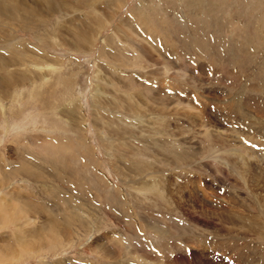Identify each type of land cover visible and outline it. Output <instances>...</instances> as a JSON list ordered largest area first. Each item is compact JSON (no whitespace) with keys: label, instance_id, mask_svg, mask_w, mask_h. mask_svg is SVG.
Masks as SVG:
<instances>
[{"label":"rangeland","instance_id":"rangeland-1","mask_svg":"<svg viewBox=\"0 0 264 264\" xmlns=\"http://www.w3.org/2000/svg\"><path fill=\"white\" fill-rule=\"evenodd\" d=\"M70 1L0 18V264H264V0Z\"/></svg>","mask_w":264,"mask_h":264},{"label":"bare ground","instance_id":"bare-ground-1","mask_svg":"<svg viewBox=\"0 0 264 264\" xmlns=\"http://www.w3.org/2000/svg\"><path fill=\"white\" fill-rule=\"evenodd\" d=\"M10 0H0V18H2V20L3 21H7L8 19H11L10 17H11V15L13 14V13H15V12H19V13H21V16H23L22 18H24V16L25 17H27V18H29L30 17V15L32 16V15H35L36 17H38L40 20L41 19H46V18H48L52 13H54L55 11H57V10H62L63 11V13L64 12H66V10L67 9H69L70 8V10H71V8H74V5H73V3L74 2H72V1H70V0H12V2H9ZM77 0H75V2H76ZM78 2H79V0H78ZM83 2V1H82ZM102 2V1H101ZM89 3V2H88ZM91 3V2H90ZM78 4H80V3H78ZM82 4V3H81ZM76 7H77V5H76ZM78 7H81V6H78ZM74 9H72V11H73ZM75 10H77V9H75ZM79 10V9H78ZM72 11H71V13H72ZM72 14H75V13H72ZM71 14V15H72ZM70 15V14H69ZM84 15V14H83ZM88 16V15H87ZM91 16V15H90ZM71 17V16H70ZM73 17H75V16H73ZM92 17V16H91ZM89 19H90V17H88ZM93 18V17H92ZM73 19V18H72ZM77 19V18H76ZM81 19V18H80ZM85 19V18H84ZM65 20V19H64ZM88 19H86V21H87ZM1 21V20H0ZM11 21V20H10ZM73 21V20H72ZM71 21V22H72ZM79 21H82V20H79ZM96 21H98V20H96ZM69 22V21H68ZM74 23V22H73ZM77 23H78V21H77ZM87 23H88V21H87ZM94 24L95 23V21L94 20H90V24ZM4 24H6V23H4ZM21 24V23H20ZM19 24V25H20ZM72 24V23H71ZM89 24V25H90ZM93 24H92V26H93ZM14 25V24H13ZM66 26V24H60L59 25V29H58V32H57V34L54 36V39L56 40V37H57V40L59 41L60 40V42L62 41V43L63 42H68V39L66 38V36H64L63 35V33L65 34V33H70V38H69V42H71L72 43V41L73 42H76V43H78L79 44V42H81V43H83V42H85V41H91V39H90V37L92 36V34H91V30H90V27H88V24L86 25V23H84V22H81V23H79L78 24V26L77 27H75V29L73 30V29H70L69 27H65ZM68 25H69V23H68ZM4 26V25H3ZM16 26V25H15ZM18 26V25H17ZM69 26H71V25H69ZM91 26V25H90ZM1 34V33H0ZM71 35H73V37L75 38V39H73V40H71ZM98 35V34H97ZM3 39V38H2ZM89 43V42H88ZM75 46H77V45H75ZM79 47V46H78ZM16 49H17V51H16V55H12L13 56V58H14V56H25L26 57V53H28V51L24 48V47H22V44H16ZM26 50V51H25ZM9 52V51H8ZM10 52H13V51H10ZM9 52V53H10ZM34 54V53H33ZM30 55V54H29ZM31 56H33V55H31ZM7 57V56H6ZM29 57V56H28ZM27 57V58H28ZM32 58V57H31ZM34 58H36V56H34ZM40 58V57H39ZM4 58L3 57H0V65L2 64V63H5V61L3 60ZM15 59V58H14ZM28 59H30V58H28ZM42 61H44L45 59H46V56H44V57H41L40 58ZM8 60V59H7ZM33 60V59H32ZM3 65V64H2ZM35 68V67H34ZM38 68V67H37ZM49 70V69H48ZM18 73V72H17ZM21 74V73H20ZM31 74V73H30ZM8 75V76H7ZM17 75V74H16ZM15 76V75H14ZM18 77H16V79L14 80V78L15 77H13L12 75H11V72L10 73H8V74H6V75H1L0 76V88H1V90H3V91H6L7 90V88H9V87H11L12 86V84H14L15 82L14 81H16V80H18V79H21L22 81L21 82H23V81H25V80H27L28 81V77H27V75H25V74H22V75H17ZM40 77H42V79L44 78V75H39ZM13 77V78H12ZM33 78H35V77H37L36 75H33L32 76ZM46 78V77H45ZM17 82V81H16ZM15 85V84H14ZM13 85V86H14ZM4 89H6V90H4ZM3 94H5V92H3ZM39 95V94H38ZM1 96V95H0ZM139 97H140V95H138ZM74 109V108H73ZM142 110V109H141ZM65 111V110H64ZM71 109H69L68 111H67V114L69 113V115L70 116H72L71 115ZM65 113V112H64ZM162 115V114H161ZM65 116V115H64ZM74 116V115H73ZM73 121V120H72ZM74 128V127H73ZM220 137V136H219ZM257 137V136H256ZM260 137V136H259ZM264 137V136H263ZM220 139V138H219ZM43 142L44 143H46L47 144V141L46 140H43ZM49 142V141H48ZM83 142L84 141H82V140H80V139H78L77 140V145H78V147H80V149H82L83 150V148L81 147L82 146V144H83ZM252 142V141H251ZM244 143V142H243ZM255 143V142H254ZM49 144V143H48ZM47 144V145H48ZM50 145V144H49ZM84 145V144H83ZM261 145H262V147L264 148V141H262V143H261ZM250 147V146H249ZM253 147V146H252ZM237 149V148H236ZM81 150V151H82ZM229 150V149H228ZM249 150V149H248ZM85 151L87 152L88 150L87 149H85ZM259 151V150H258ZM224 152V151H223ZM244 152V151H243ZM80 153H82V157L84 156V159H85V155H83V151L82 152H80ZM87 155L89 154V152H87L86 153ZM239 154V153H238ZM246 154V153H245ZM250 155V154H249ZM48 156V155H47ZM257 158H259L260 159V161L262 162V163H264V152L263 153H261V155L260 156H258ZM256 161H258V160H256ZM234 163V162H233ZM256 164V163H255ZM87 169V168H86ZM263 169V168H262ZM37 174V173H36ZM36 174H34V175H36ZM258 175V174H257ZM99 178H101V177H99ZM256 180V179H255ZM1 181V180H0ZM260 181H258V183H259ZM253 183H254V181H253ZM20 194V193H19ZM3 195V194H2ZM6 195V194H5ZM4 195V196H5ZM6 197V196H5ZM9 197V196H8ZM20 197V196H19ZM4 198V197H3ZM7 198V197H6ZM9 199H10V197H9ZM7 200H8V198H7ZM14 201V200H13ZM0 202H1V200H0ZM7 202V201H6ZM11 204V203H10ZM11 206V205H10ZM30 206V205H29ZM15 208H16V206H15ZM40 208H42V207H40ZM39 208V209H40ZM80 208V207H79ZM33 209V208H32ZM10 210V209H9ZM13 211V210H12ZM11 212V211H10ZM14 213H15V211H14ZM18 213V212H17ZM7 214V213H6ZM124 214V213H123ZM6 216V217H5ZM15 216V215H14ZM9 217V216H8ZM123 217V216H122ZM4 218H7V215H5V212H3V210H2V206H0V223L1 222H3L2 220H4ZM14 219V218H13ZM30 219V218H29ZM34 222V221H33ZM19 226V225H18ZM31 230V229H30ZM20 233V232H19ZM22 233H24V232H22ZM33 233V232H32ZM27 234H28V232H27ZM64 234V233H63ZM62 234V235H63ZM30 235H31V232H30ZM39 237V236H38ZM32 238H33V236H32ZM35 238V237H34ZM25 239V238H24ZM5 240V239H4ZM26 240V239H25ZM7 241V240H6ZM38 242H39V240H37ZM28 242V241H27ZM1 243V242H0ZM37 243V242H36ZM31 244V243H30ZM4 247V245H0V248H3ZM4 250V249H3ZM1 251V250H0ZM8 251V250H7ZM11 251V250H10ZM9 252V251H8ZM0 253H2V252H0ZM4 253V252H3ZM8 254V253H7ZM3 256V255H2ZM6 256V255H5ZM8 256H10V255H8ZM82 257V256H81ZM4 258V257H3ZM3 258H1V260L3 259ZM162 259V258H161ZM1 260H0V262H1ZM164 260V259H163ZM75 263H77V262H75ZM77 264H81V263H77ZM85 264H87V263H85Z\"/></svg>","mask_w":264,"mask_h":264}]
</instances>
